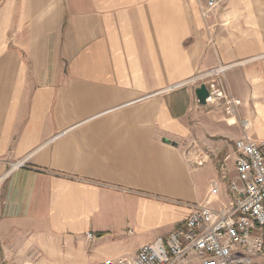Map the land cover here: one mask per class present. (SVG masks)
<instances>
[{"label":"crops","instance_id":"crops-1","mask_svg":"<svg viewBox=\"0 0 264 264\" xmlns=\"http://www.w3.org/2000/svg\"><path fill=\"white\" fill-rule=\"evenodd\" d=\"M206 2L0 0V264L133 255L234 173L239 122L172 84L227 65L264 138V0Z\"/></svg>","mask_w":264,"mask_h":264},{"label":"built area","instance_id":"built-area-1","mask_svg":"<svg viewBox=\"0 0 264 264\" xmlns=\"http://www.w3.org/2000/svg\"><path fill=\"white\" fill-rule=\"evenodd\" d=\"M223 1L207 0L203 15L209 16ZM227 67L199 72L164 90L205 84L206 103L222 107L230 123L239 122L245 133L235 142L234 173H227L232 157L228 154L221 163L224 173L210 180L205 198L185 203L189 213L181 226L133 255L93 264H264V138L248 135L250 121L237 119L242 99L221 85ZM86 234L93 237L92 232Z\"/></svg>","mask_w":264,"mask_h":264},{"label":"water","instance_id":"water-1","mask_svg":"<svg viewBox=\"0 0 264 264\" xmlns=\"http://www.w3.org/2000/svg\"><path fill=\"white\" fill-rule=\"evenodd\" d=\"M195 93L197 95V98L201 104L206 103V98L209 94L208 89L205 84H202L195 89Z\"/></svg>","mask_w":264,"mask_h":264},{"label":"rangeland","instance_id":"rangeland-1","mask_svg":"<svg viewBox=\"0 0 264 264\" xmlns=\"http://www.w3.org/2000/svg\"><path fill=\"white\" fill-rule=\"evenodd\" d=\"M256 138V137H255ZM257 139H260V138H257ZM227 173H228V170H227ZM225 176V175H224Z\"/></svg>","mask_w":264,"mask_h":264}]
</instances>
